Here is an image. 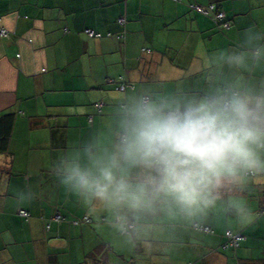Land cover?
<instances>
[{"label":"crops","instance_id":"obj_1","mask_svg":"<svg viewBox=\"0 0 264 264\" xmlns=\"http://www.w3.org/2000/svg\"><path fill=\"white\" fill-rule=\"evenodd\" d=\"M191 4H215L229 27ZM250 26L264 30V0H0V264H264V184L244 194L261 214L247 227L221 219L204 232L149 218V230L129 240L89 215L52 171L103 126L123 91L200 89L199 61ZM120 76L124 90L115 89ZM29 188L35 198L18 203ZM83 216L90 223H73ZM226 230L245 235L240 247L221 245Z\"/></svg>","mask_w":264,"mask_h":264},{"label":"clouds","instance_id":"obj_2","mask_svg":"<svg viewBox=\"0 0 264 264\" xmlns=\"http://www.w3.org/2000/svg\"><path fill=\"white\" fill-rule=\"evenodd\" d=\"M205 57L203 87L126 89L103 126L53 162L66 192L126 239L148 231L149 218L240 228L260 219L244 194L264 184V30L250 26ZM35 196L29 188L16 199Z\"/></svg>","mask_w":264,"mask_h":264},{"label":"built area","instance_id":"obj_3","mask_svg":"<svg viewBox=\"0 0 264 264\" xmlns=\"http://www.w3.org/2000/svg\"><path fill=\"white\" fill-rule=\"evenodd\" d=\"M191 8H193L194 10L204 14V15H210V13H212V16L215 20L219 21L221 23V26L223 28H228L229 27V22L228 20L225 18V14L222 10H218V8L216 7L215 4H210L206 7H203L201 5H198V4H191ZM118 23L120 25L124 24L125 23V18L124 17H118ZM84 33L88 36V37H95V38H99L102 36L101 33L95 31L94 29H91V28H85L84 29ZM0 34L1 35H6V30L5 29H1L0 30ZM110 33H108L107 35H109ZM118 37H122V35L118 36ZM146 51V49H143ZM149 51V50H147ZM120 81L122 80V76H120L118 78ZM128 84H126L125 82L121 81L119 84H117L115 86V89H118V90H124L126 88ZM102 105L101 102H96L95 103V106L97 108H99L100 106ZM89 120L91 121L92 118L89 117ZM262 211L264 209V204L262 205ZM21 217L27 219L30 217V213L28 212V210H25L23 208H19L18 209V212H17ZM85 221H90V218L88 217H85L84 218ZM54 220L55 221H59L60 220V215L59 214H56L54 216ZM74 224H77L78 223V220H74L73 221ZM50 225L48 224L47 225V228H49ZM193 227L195 229H198V230H201V231H205V232H208L210 231V227L209 226H198V225H193ZM225 238H226V241L223 243V247H229V246H232V247H237L239 245V242L241 240H243L245 238L244 235L240 234V233H232L230 231H226L225 232Z\"/></svg>","mask_w":264,"mask_h":264},{"label":"trees","instance_id":"obj_4","mask_svg":"<svg viewBox=\"0 0 264 264\" xmlns=\"http://www.w3.org/2000/svg\"><path fill=\"white\" fill-rule=\"evenodd\" d=\"M5 138H4V136L2 137V140H4ZM261 210H262V208H261ZM262 212H264V209H263V211ZM85 217H88V216H83L82 217V219H78V223L77 224H79L80 222H85V223H90V221H91V219H90V221H85ZM89 218V217H88ZM207 226V225H206ZM210 227V226H209ZM226 231H230V230H226ZM225 231V232H226ZM205 232V231H204ZM208 232H212V229H211V227H210V231H208ZM230 232H232V231H230ZM233 233V232H232ZM240 234H242V235H244L243 233H241V232H239ZM245 236V235H244ZM245 239V238H244ZM243 239V240H244ZM243 240H241L240 242H239V245L237 246V247H232V246H229V247H225V248H233V249H236V248H238V247H240V245H241V242L243 241ZM226 241V238H225V233H224V241H223V243ZM223 243L221 244V245H223Z\"/></svg>","mask_w":264,"mask_h":264}]
</instances>
